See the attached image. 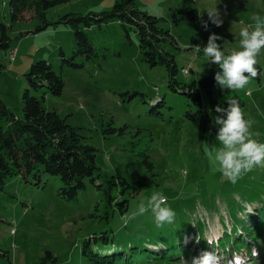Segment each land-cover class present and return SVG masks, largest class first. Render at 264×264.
I'll list each match as a JSON object with an SVG mask.
<instances>
[{
	"label": "rangeland",
	"instance_id": "1",
	"mask_svg": "<svg viewBox=\"0 0 264 264\" xmlns=\"http://www.w3.org/2000/svg\"><path fill=\"white\" fill-rule=\"evenodd\" d=\"M117 1L70 0L50 9L47 18L57 23L70 13L109 11ZM135 1L139 10L158 18V25L169 31L174 42L168 39L165 50L175 57L180 69L210 65V59L202 51L196 53L192 46L206 47L211 33L222 37L217 43L227 55L233 49L239 50L240 28L254 23L253 15L264 18L261 0ZM211 7L219 9L223 23L216 27L209 22L205 30L202 25L208 20L206 11ZM5 21L11 26L12 40L8 49H0V100L16 116H22V97L27 88L25 75L39 60H53L55 71L65 81V90L60 96L48 94L44 105L55 110L69 125L79 128L97 149L96 163L102 177L96 184L87 182L77 200L72 201L59 195L62 185L54 178L44 176L40 185L34 175L29 179L21 176L8 179L0 194V264H81L84 241L103 232L114 233L122 246L151 241L147 247L155 254L172 249L165 243H152L158 236L177 239L189 233L183 238L187 254L179 257L159 254L153 259L146 258L147 255L136 263L178 264L183 258L191 264L192 258L201 252L212 251L209 244L202 248L197 243L199 223L206 228V240L213 241L214 247L231 233L235 232L234 240L242 234L239 246L232 248L234 240H230L232 245L224 247L225 250L246 253L250 264H264L258 247L259 243L264 247V228L254 224L259 220L256 206L260 207L261 200L264 204V168L256 167L233 185L210 158L209 148L217 145L216 137L207 135L201 149L197 129L181 112L167 110L164 119L158 120L144 109L142 95H135L130 103L123 101L136 92L148 97L160 93L167 100L172 97L167 89V68L144 61L140 38L133 29L127 31L113 22L89 30L98 55L88 60L74 56L75 34L65 24H52L36 32L43 21L36 19L32 11L26 12L24 20L18 22L12 21L7 11ZM70 61L75 65H70ZM257 61L263 70L261 81L251 79L245 89L235 91L246 103L244 118L255 122L251 128L253 138L264 143V50ZM111 127L117 131L108 134ZM145 148L155 165L154 174L146 170L144 156L140 154ZM114 178L116 185L111 183ZM121 178L134 181L135 190L122 192ZM155 192L167 197L168 206L176 213L173 223L157 227L151 211L131 218L138 205L146 204ZM260 197L263 199L256 201ZM126 199L130 200L128 211L122 213L118 203ZM249 209L253 212L247 215ZM235 213L242 219L239 222L246 221V228L249 225L254 230L251 237L248 231L242 233L240 227L233 228ZM253 236L257 246L245 243L250 238L253 240ZM249 246L250 250L258 251L257 257L248 254ZM222 248L216 250L222 257L230 258ZM48 252L58 261L47 257ZM107 255L113 254H104ZM220 264H225V259Z\"/></svg>",
	"mask_w": 264,
	"mask_h": 264
},
{
	"label": "trees",
	"instance_id": "2",
	"mask_svg": "<svg viewBox=\"0 0 264 264\" xmlns=\"http://www.w3.org/2000/svg\"><path fill=\"white\" fill-rule=\"evenodd\" d=\"M261 1L264 2V0ZM68 2L70 0H0V49H8L12 40L11 26L5 21L7 11L10 12L14 22L24 20L26 12H34L36 19L43 21V25L38 26L36 32H41L52 24L61 23L70 27L76 38L74 56H81L88 60H94L98 55L88 31L94 27L102 28L104 25L118 22L125 30L133 29L139 36L140 51L144 55V61L150 63L151 66L162 65L167 68L169 74L167 89L172 96L170 100H167L166 95H160V93H157L158 95L155 97H148L145 93L136 92L133 95L130 94L128 98H124L125 103H130L137 94L142 95L141 104L144 105V109L148 110L150 117L158 120L164 119L167 110L181 112L188 121L193 122L197 129V141L201 145V149L207 135L216 137L218 131V126L214 124L213 120V117L218 115L214 110L215 106L219 104L227 108V101L235 98L242 110L245 108V101L236 91L222 90L217 85L214 77L217 72L222 71L219 65L210 62L206 68L201 65L191 68L189 65L180 69L175 57L165 50V43L168 39L174 42L169 31L158 25V18L139 10L135 0H119L109 11L88 14L70 13L63 16L57 23L50 22L47 12ZM69 63L75 65L71 61ZM256 67L259 74L255 79L260 82L263 70L258 64ZM185 69L188 72L185 73ZM25 77L27 88L22 97V116H16L0 100V194L5 190L8 179L16 176L29 179L31 175H34L37 185L42 183L44 176L56 179L62 185L59 195L68 201L77 200L79 193L86 188L87 182L96 184L102 177V170L96 163L97 149L82 135L79 128L69 125L67 120L55 110H48L44 105L48 94L60 96L65 90V81L62 75L55 71L53 60L42 59L32 64ZM248 93L247 95H250ZM116 131L115 127H111L107 133L112 134ZM140 154L144 156L146 170L154 174L155 165L149 155L148 148L142 149ZM120 180L124 186L122 192L135 190L136 183L134 181L127 178ZM111 183L112 185L117 184L115 178ZM99 187L101 186L99 185ZM213 202L214 206L216 203ZM129 203V199L118 203L122 213L128 211ZM259 204L260 207L256 206L259 220L254 224L255 226L262 225L264 228L263 201H259ZM207 206L212 207L210 204ZM234 218L236 225L233 228L240 227V232L248 231L251 237L254 230H251L249 225L246 228L247 222H239L242 219L236 213ZM199 228L195 238L197 243L205 248L208 245L204 233L206 228L200 223ZM187 234L189 233L184 235ZM234 234L235 232L222 238L217 243L218 248L223 247L224 252L228 251L224 247L232 245L230 240L236 239ZM184 235L177 239H170L164 235L158 236L157 240L152 243H165L164 245H168L172 249L155 254L152 249L147 247L151 241L122 246L118 244L114 233L113 235H109L108 232H103L101 235L94 234L87 238L82 245L83 263L81 264H137L136 262L141 257L144 259V256L148 255L149 257L146 258L153 259L154 256H160L159 254L166 257H179L181 254L188 253L183 246ZM237 236L239 237L233 241L232 248L242 243L240 238L243 235ZM245 243L258 245L254 241V236L253 240L250 238ZM258 247H260L261 256H264V247L260 243ZM250 249L249 246L248 254L251 255ZM108 253L113 255L104 256ZM47 257L52 258L54 262L58 261L51 252L47 253Z\"/></svg>",
	"mask_w": 264,
	"mask_h": 264
},
{
	"label": "clouds",
	"instance_id": "3",
	"mask_svg": "<svg viewBox=\"0 0 264 264\" xmlns=\"http://www.w3.org/2000/svg\"><path fill=\"white\" fill-rule=\"evenodd\" d=\"M206 13L208 20L202 25L205 30H208L209 22L216 27L222 25L223 20L217 7L209 8ZM252 21L254 23L243 25L239 30V50L233 49L227 55L217 43L222 37L215 33L209 35L207 46L203 49L200 45L192 46L196 53L202 51L211 63L219 65L222 71L217 72L214 79L222 90H243L250 80L259 74L256 64L257 57L264 50V18L253 15ZM227 104V108L219 104L215 106L214 110L218 115L213 117V120L218 126L216 134L218 143L208 148L213 165L218 167L225 179L235 185L244 174L256 167L264 168V143L253 138L251 128L255 122L244 118L238 100L235 98L228 100ZM148 211L153 214L157 227L171 224L176 218V213L167 204V197L161 192L153 193L146 204L141 202L131 218L144 215ZM252 212L249 209L247 215ZM208 244L212 251L201 252L199 256L192 258L191 264H220L221 259H225V264H250V258L246 253L228 249L230 258H225L216 250L218 245L214 247L211 240ZM258 254L255 248L251 250L252 257H257ZM178 264L188 262L181 258Z\"/></svg>",
	"mask_w": 264,
	"mask_h": 264
},
{
	"label": "built area",
	"instance_id": "4",
	"mask_svg": "<svg viewBox=\"0 0 264 264\" xmlns=\"http://www.w3.org/2000/svg\"><path fill=\"white\" fill-rule=\"evenodd\" d=\"M13 232H14V230H13Z\"/></svg>",
	"mask_w": 264,
	"mask_h": 264
},
{
	"label": "bare ground",
	"instance_id": "5",
	"mask_svg": "<svg viewBox=\"0 0 264 264\" xmlns=\"http://www.w3.org/2000/svg\"><path fill=\"white\" fill-rule=\"evenodd\" d=\"M249 94V93H248Z\"/></svg>",
	"mask_w": 264,
	"mask_h": 264
}]
</instances>
